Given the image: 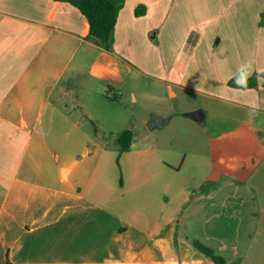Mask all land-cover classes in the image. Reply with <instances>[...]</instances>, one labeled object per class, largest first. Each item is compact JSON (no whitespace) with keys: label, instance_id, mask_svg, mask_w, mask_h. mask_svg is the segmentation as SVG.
Segmentation results:
<instances>
[{"label":"crops","instance_id":"0c3cea01","mask_svg":"<svg viewBox=\"0 0 264 264\" xmlns=\"http://www.w3.org/2000/svg\"><path fill=\"white\" fill-rule=\"evenodd\" d=\"M88 32L66 0H0V264H227L170 258L171 222L183 221L192 192H215L222 175L264 197V0H124L111 50ZM81 52L95 53L89 73L115 88L122 75L140 73L169 96L209 97L235 119L210 136L193 190L168 179L186 156L173 162L152 140L148 153L161 166L118 185L103 142L78 154L94 139L70 119L80 99L69 105L75 84L66 80L83 73ZM249 79L256 85L242 87Z\"/></svg>","mask_w":264,"mask_h":264},{"label":"rangeland","instance_id":"374dc122","mask_svg":"<svg viewBox=\"0 0 264 264\" xmlns=\"http://www.w3.org/2000/svg\"><path fill=\"white\" fill-rule=\"evenodd\" d=\"M94 54L81 52L83 73L75 76L70 74L66 80H74L75 84L74 96L69 105L74 103L76 96L80 99L71 114V121L79 118L82 121L81 128L94 133V139L86 148H82V144L79 146L78 154L93 148L96 142H103L106 152L111 153V164L118 185L134 170L161 166L160 161H154L153 155L148 153L152 140L158 147L170 151L173 162H179V158L182 160L186 156L187 160L180 172H170L168 179L170 182L175 180L177 187L188 185L187 188L193 190L199 177L191 173L197 160L208 156L210 136L219 135L224 127L233 125L235 119L229 118L232 122L229 123L226 119L229 113L219 110V103H214L209 97L190 90H179L177 95L169 96L164 83L140 73L127 77L122 75L121 82L115 88L89 73V63ZM197 109L206 111L204 120H194L185 115ZM230 112L233 115L235 113L233 110ZM152 115L168 121L162 126L149 128L147 122ZM57 119H63L60 113ZM95 128L98 129L97 133ZM127 128L136 136V144L128 151H122L117 137ZM217 183L222 187L215 189V192L212 189L209 192L207 187L191 194L183 191L184 197L189 194L190 197L179 215L183 221L179 223L178 218H174L171 222L174 232L169 240L171 249L168 256L207 257L192 244V239L197 238L211 246L215 254L222 256L227 264H264V210L260 206L263 202L259 205L249 200L254 195L256 199L257 196L264 199L262 193L247 191L241 181L229 175L218 177ZM173 202H170V208ZM259 219L263 220L261 224Z\"/></svg>","mask_w":264,"mask_h":264},{"label":"trees","instance_id":"16d2710c","mask_svg":"<svg viewBox=\"0 0 264 264\" xmlns=\"http://www.w3.org/2000/svg\"><path fill=\"white\" fill-rule=\"evenodd\" d=\"M76 7L85 15L89 23V32L86 39L93 41L105 50H111L113 45V34L117 22L118 14L123 6L124 0H66ZM142 8L136 7L135 14H142ZM229 84H234V80H230ZM256 85L254 79L244 82L242 87H252ZM133 138V132L127 128L121 131L117 137V142L122 151L130 148ZM192 244L197 250L213 259L216 262L223 263L225 259L215 254L211 246L206 245L199 239H192Z\"/></svg>","mask_w":264,"mask_h":264},{"label":"water","instance_id":"95a60500","mask_svg":"<svg viewBox=\"0 0 264 264\" xmlns=\"http://www.w3.org/2000/svg\"><path fill=\"white\" fill-rule=\"evenodd\" d=\"M185 115L194 120H200L204 117V111L201 109H197L191 112H187ZM167 121L168 119H164L158 115H152L149 121L147 122V125L149 128H154L155 126H162Z\"/></svg>","mask_w":264,"mask_h":264}]
</instances>
